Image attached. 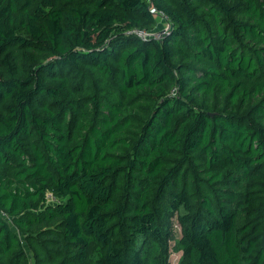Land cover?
Listing matches in <instances>:
<instances>
[{
    "label": "trees",
    "instance_id": "1",
    "mask_svg": "<svg viewBox=\"0 0 264 264\" xmlns=\"http://www.w3.org/2000/svg\"><path fill=\"white\" fill-rule=\"evenodd\" d=\"M175 215L264 264V0H0V264H168Z\"/></svg>",
    "mask_w": 264,
    "mask_h": 264
},
{
    "label": "rangeland",
    "instance_id": "2",
    "mask_svg": "<svg viewBox=\"0 0 264 264\" xmlns=\"http://www.w3.org/2000/svg\"><path fill=\"white\" fill-rule=\"evenodd\" d=\"M162 24L163 23H161V25L159 26L162 27ZM172 222H173V228L176 234V238L169 242L167 262L168 264H191L190 262L183 260V252L178 244V240L181 236L182 230H181V225L177 219V215L173 216ZM22 238L25 245L27 246L32 263L46 264V260L40 251L45 250V254L48 255V249L44 247V245L42 244V240H38L37 238H31V239L24 237ZM151 250L154 253H156L158 251V248L155 245H153V247H151Z\"/></svg>",
    "mask_w": 264,
    "mask_h": 264
},
{
    "label": "built area",
    "instance_id": "3",
    "mask_svg": "<svg viewBox=\"0 0 264 264\" xmlns=\"http://www.w3.org/2000/svg\"><path fill=\"white\" fill-rule=\"evenodd\" d=\"M152 11L156 13L160 19L159 25L162 24V27H156L152 29H134L131 30V33H136L139 37L143 39H158L161 40L164 35L172 28V23L169 20L168 15H166L162 10H158L157 8L153 7ZM176 89H173V92H175ZM48 200H54V197L51 193L48 194Z\"/></svg>",
    "mask_w": 264,
    "mask_h": 264
}]
</instances>
